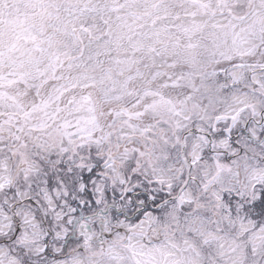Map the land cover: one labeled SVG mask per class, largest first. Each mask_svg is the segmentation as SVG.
<instances>
[{
    "label": "snow or ice",
    "instance_id": "6c2138e0",
    "mask_svg": "<svg viewBox=\"0 0 264 264\" xmlns=\"http://www.w3.org/2000/svg\"><path fill=\"white\" fill-rule=\"evenodd\" d=\"M0 264H264V0H0Z\"/></svg>",
    "mask_w": 264,
    "mask_h": 264
}]
</instances>
